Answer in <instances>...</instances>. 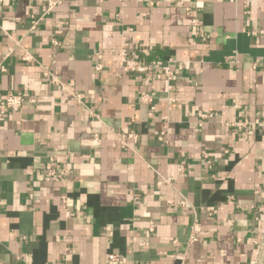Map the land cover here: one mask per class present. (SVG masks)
I'll list each match as a JSON object with an SVG mask.
<instances>
[{
	"label": "crops",
	"instance_id": "1",
	"mask_svg": "<svg viewBox=\"0 0 264 264\" xmlns=\"http://www.w3.org/2000/svg\"><path fill=\"white\" fill-rule=\"evenodd\" d=\"M48 3L0 6V110L34 99L0 117V264H264V0Z\"/></svg>",
	"mask_w": 264,
	"mask_h": 264
},
{
	"label": "built area",
	"instance_id": "2",
	"mask_svg": "<svg viewBox=\"0 0 264 264\" xmlns=\"http://www.w3.org/2000/svg\"><path fill=\"white\" fill-rule=\"evenodd\" d=\"M3 0H0V6L2 4ZM60 0H49L48 3V7L51 9L52 7H54L57 3H59ZM194 23H196L197 21L194 20ZM127 54H124L123 57V68L125 70H129V71H136V72H145L151 69V67L149 65H144V64H140L138 61L134 60V59H128ZM99 58H101V55H99ZM232 61H234V63L237 62L236 56H231ZM228 63H231L230 61ZM256 67V64L254 65ZM103 68L102 63L99 62L96 66V69L99 71ZM162 72L163 74L168 77L169 79H176L177 78V74L175 73L174 70L171 69L170 66H165L162 68ZM158 76H161V73L157 74ZM78 99H80L81 97L78 95L77 97ZM30 100V101H34L33 98L29 97L26 93H23L21 91H10L5 95L4 98V108L0 110V117L4 116L6 113H10V112H16L19 111L20 108L23 106L25 100ZM144 100L145 101H150V96H144ZM239 106V105H236ZM202 117H212L213 114L209 113V114H202ZM255 124L259 125L261 127L264 128V117L262 118H257L255 120ZM128 138H133L134 140L137 138L134 134H129ZM122 144L124 145V147H127V142L126 141H122ZM60 168V164L57 163L56 161H53L52 166L49 167V169L46 171L45 174V180L46 181H58L60 178H62L64 176V173H62V171H59ZM180 203L182 206L186 205L187 200L185 198H182L180 200ZM213 209V208H211ZM199 231H201V227H200V223L198 222L197 219H195L192 227H191V235H190V241H193L195 239V237L197 236V234L199 233ZM109 260L110 261H117L119 263H123V259L117 255V254H110L109 255ZM148 264V263H145ZM250 264H259L258 261L253 260Z\"/></svg>",
	"mask_w": 264,
	"mask_h": 264
}]
</instances>
